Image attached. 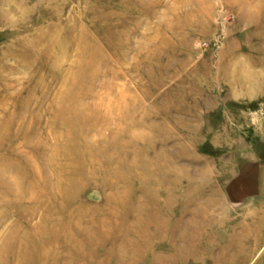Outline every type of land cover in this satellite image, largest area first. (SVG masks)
<instances>
[{
	"label": "rangeland",
	"instance_id": "1",
	"mask_svg": "<svg viewBox=\"0 0 264 264\" xmlns=\"http://www.w3.org/2000/svg\"><path fill=\"white\" fill-rule=\"evenodd\" d=\"M0 264H264V0H0Z\"/></svg>",
	"mask_w": 264,
	"mask_h": 264
},
{
	"label": "crops",
	"instance_id": "2",
	"mask_svg": "<svg viewBox=\"0 0 264 264\" xmlns=\"http://www.w3.org/2000/svg\"><path fill=\"white\" fill-rule=\"evenodd\" d=\"M247 179H248V183L250 182L251 179L254 180V178L250 177V175H247ZM245 186H246V182L244 181L243 183H240L239 186H235L234 191L239 192L240 197L245 196L247 194V191H248L247 189H245L246 188Z\"/></svg>",
	"mask_w": 264,
	"mask_h": 264
}]
</instances>
